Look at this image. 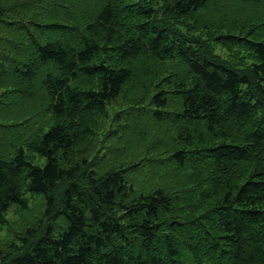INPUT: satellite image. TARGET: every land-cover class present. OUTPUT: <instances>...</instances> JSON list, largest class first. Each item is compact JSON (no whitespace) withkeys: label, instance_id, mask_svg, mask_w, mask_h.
Instances as JSON below:
<instances>
[{"label":"trees","instance_id":"trees-1","mask_svg":"<svg viewBox=\"0 0 264 264\" xmlns=\"http://www.w3.org/2000/svg\"><path fill=\"white\" fill-rule=\"evenodd\" d=\"M0 227V264H264V0H0Z\"/></svg>","mask_w":264,"mask_h":264},{"label":"rangeland","instance_id":"rangeland-1","mask_svg":"<svg viewBox=\"0 0 264 264\" xmlns=\"http://www.w3.org/2000/svg\"><path fill=\"white\" fill-rule=\"evenodd\" d=\"M15 134H16V132H13V135H15ZM44 162H45V159H41L38 154H34V163L35 164L42 165V164H44ZM31 202H32V204H31L32 209L30 208L31 210L29 211V213L36 214L39 207L42 206V202L38 197H32ZM8 216L15 225L20 226L21 214L18 213L16 207H12L10 209V211L8 212ZM8 233H9V230L6 227H0V239H3Z\"/></svg>","mask_w":264,"mask_h":264}]
</instances>
